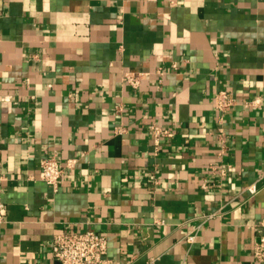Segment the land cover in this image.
I'll return each mask as SVG.
<instances>
[{
  "label": "crops",
  "instance_id": "1",
  "mask_svg": "<svg viewBox=\"0 0 264 264\" xmlns=\"http://www.w3.org/2000/svg\"><path fill=\"white\" fill-rule=\"evenodd\" d=\"M0 187V264L86 230L114 264H264V0H0Z\"/></svg>",
  "mask_w": 264,
  "mask_h": 264
},
{
  "label": "built area",
  "instance_id": "2",
  "mask_svg": "<svg viewBox=\"0 0 264 264\" xmlns=\"http://www.w3.org/2000/svg\"><path fill=\"white\" fill-rule=\"evenodd\" d=\"M142 72H126L124 80L133 88H138L143 80ZM235 102V97L228 90H219L215 97V108L218 112L224 114ZM257 104L258 100L251 101ZM150 130L159 146L161 138L173 137L175 131L159 124H152ZM159 147H157L158 149ZM75 160L67 161L66 166H74ZM42 176L41 178L56 190L59 188V180L64 173V167L54 156H47L41 160ZM214 169H216L214 167ZM222 174L226 173V168L220 169ZM250 194L257 193L255 184L247 187ZM7 206L3 200V191L0 187V224L6 221ZM213 214L207 215L211 217ZM256 237L253 245V256L261 263H264V219L255 227ZM196 231V230H195ZM196 238V232L187 235V240L193 242ZM51 253L56 264H114L113 258L108 253L107 237L94 230L60 232L54 235L51 245ZM146 264H156L155 258H150Z\"/></svg>",
  "mask_w": 264,
  "mask_h": 264
}]
</instances>
